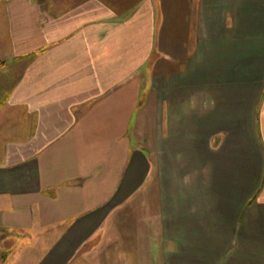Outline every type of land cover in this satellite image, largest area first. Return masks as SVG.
I'll list each match as a JSON object with an SVG mask.
<instances>
[{
  "label": "crops",
  "instance_id": "obj_1",
  "mask_svg": "<svg viewBox=\"0 0 264 264\" xmlns=\"http://www.w3.org/2000/svg\"><path fill=\"white\" fill-rule=\"evenodd\" d=\"M83 258L264 264V0H0V264Z\"/></svg>",
  "mask_w": 264,
  "mask_h": 264
},
{
  "label": "rangeland",
  "instance_id": "obj_2",
  "mask_svg": "<svg viewBox=\"0 0 264 264\" xmlns=\"http://www.w3.org/2000/svg\"><path fill=\"white\" fill-rule=\"evenodd\" d=\"M149 200H146V204L142 207H139L137 210L132 209V205H130V209L133 210L131 214V224L132 228H128L126 231H120V229H115L117 232H119V238L118 240H153L151 237L152 235H155V228L153 226V223L155 221V196ZM135 210V211H134ZM114 229H111V231ZM107 230H103L100 233L99 240H112L109 238H106V232ZM115 240V239H114ZM137 242V241H136ZM20 243V242H19ZM86 249H91L90 245H87L85 247ZM86 249L84 251L86 252ZM35 252H38V248L35 246ZM20 255V254H19ZM21 256V255H20ZM18 259V256H15L14 259ZM87 258H83V260L80 261V263L77 264H90V262H87ZM73 264H76L73 263ZM98 264V263H97Z\"/></svg>",
  "mask_w": 264,
  "mask_h": 264
}]
</instances>
